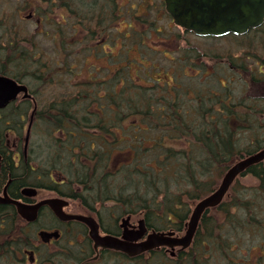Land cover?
I'll use <instances>...</instances> for the list:
<instances>
[{"label": "flooded vegetation", "instance_id": "1", "mask_svg": "<svg viewBox=\"0 0 264 264\" xmlns=\"http://www.w3.org/2000/svg\"><path fill=\"white\" fill-rule=\"evenodd\" d=\"M246 35L255 40L254 62L262 64L258 71L264 74L260 68L264 66V52L256 49L264 38V18L242 34L226 36L239 41ZM198 38L202 37L173 21L165 0H0V76L24 86L0 107V199L7 195L27 205L57 199L65 213L94 216L100 234L121 236L119 222L110 220L104 225L95 216L107 208L114 219L113 204H90L82 199L87 183L76 172L77 164L85 160L80 149L90 142L92 134L101 133H108L101 137L103 146H118L115 123H108L106 116L119 113V131H131L134 120L123 121L133 111L126 107L128 104L118 107L116 101L131 97L133 90L152 92L160 101L158 108L166 112L161 114L175 112L180 101L191 111L203 105L206 115L212 109L223 114L214 108L222 102L238 103L229 100L230 89L220 78L230 76L228 68L241 77L245 60L242 50H227L228 46L220 44L215 48L210 43L203 46L196 44ZM214 72L219 82L215 85L208 82ZM251 78L264 81L260 76ZM137 101L144 104V99ZM263 147L261 142L255 151ZM57 149L72 150L77 156L53 159ZM256 164L264 167V158ZM29 175L30 181L23 179ZM19 177L22 182L17 184ZM28 187L33 188L25 191L30 194L22 191ZM8 218L22 230L9 237L0 230V264H53V247L66 254L76 251L78 261L73 254L68 258L73 264H105V252L112 250L95 248L84 222L60 219L46 203L36 208L34 219L27 221L15 204L0 201V228L6 226ZM172 218L167 228L158 229L144 216L129 214L126 225L135 229L143 219L145 233L138 241L152 232L181 236L186 222L175 214ZM243 220V228L252 234L258 228L264 241V218L244 215ZM106 226L117 229L105 230ZM31 227L33 232L28 235L26 229ZM42 229L57 230L59 236L43 241L37 234ZM20 242L24 246L19 249L15 245ZM192 242L193 238L189 244ZM172 246L160 244L142 253L157 250L174 257L188 247ZM42 248L47 251L41 253Z\"/></svg>", "mask_w": 264, "mask_h": 264}, {"label": "trees", "instance_id": "2", "mask_svg": "<svg viewBox=\"0 0 264 264\" xmlns=\"http://www.w3.org/2000/svg\"><path fill=\"white\" fill-rule=\"evenodd\" d=\"M243 38L238 41L237 38L226 36L223 40L239 44L235 50L241 49L245 55L246 49L249 52L253 50L255 40L248 36ZM259 43L264 46V38ZM260 84L264 85V81ZM144 92L133 90L130 93L131 97L125 95L124 97H127L125 100L116 101L118 107L122 108L128 104L126 107L132 109L130 118L127 117L123 121L134 120L131 131H119L122 130L119 113L116 116L112 114L106 116L108 123H115L118 146L116 148L103 146L105 140L101 137L108 133H101L100 136L92 134L90 142L80 149L85 160L77 164L76 172L79 178L87 183L82 190L84 201L90 204L97 202L100 205L106 202L115 206L114 219L108 215L109 222L116 221V218L124 214H131L133 217L142 215L151 226L162 229L168 227L174 214L180 221H185L190 213L192 201L194 203L202 196L199 192L202 191L204 194L210 192L217 185L219 176H222L223 171L234 160L255 151L260 143L264 142V124L260 119L257 121L256 110L242 102L235 105L222 102L214 108L222 110L223 114L212 109L207 110L209 114L206 115L203 105H200L198 110L193 108L191 111L189 107L186 108L183 101H180L175 107V112L161 114L166 112L158 108L160 101L152 92ZM256 94L251 92L248 97L257 101L258 98H254ZM140 99H144L143 105L137 101ZM213 101L215 102V98ZM108 139L110 140V137ZM246 139L250 142L244 144L243 141ZM71 155L77 156L72 150L63 152L57 149L53 153V156L58 157ZM244 175L258 183L259 186H251L253 187L251 189L259 188L264 191V167L251 165L248 173ZM23 179L30 181L31 177L29 175ZM15 182L19 184L22 180L19 177ZM246 200L241 202V207L245 206V213L250 216ZM223 205L224 201H221L214 208L224 211L226 209ZM208 211L209 208L200 217L193 242L185 251L178 252L174 257L157 250L134 256L108 250L105 252L108 257L105 258V264H221L219 253L223 252L226 256L230 254L229 237L232 234L226 233L223 236V230L219 231L222 221L216 223L213 220V223H210ZM102 212L105 211H98L96 214L99 220L103 216ZM226 219L227 222L230 221V218ZM8 220L12 218H8L6 226L0 228L3 229V235L9 237L13 236V232L21 233L22 229L17 230ZM243 221V217L237 219L236 224H240V229L243 227ZM104 229L115 228L106 226ZM7 243L6 241L5 244ZM23 243L15 246L20 249L24 246ZM13 244L11 241L10 245ZM213 245L219 253L216 251L213 253ZM75 252L66 254L65 264H73V260L68 262L71 254L75 261H78ZM230 261L234 262V258H230Z\"/></svg>", "mask_w": 264, "mask_h": 264}, {"label": "water", "instance_id": "3", "mask_svg": "<svg viewBox=\"0 0 264 264\" xmlns=\"http://www.w3.org/2000/svg\"><path fill=\"white\" fill-rule=\"evenodd\" d=\"M165 5L175 23L200 35L241 33L247 27L259 24L264 15V0H165ZM3 88L4 94L1 93ZM19 89H24V86L17 85L13 80L0 76V106H3ZM262 158H264V148L240 158L230 165L216 188L195 203L187 221L185 232L180 237L169 236L171 232H152L144 240L136 242L145 233L144 223L140 219L136 229H128L126 225L128 215L122 218L120 224L123 227L121 237L110 234L100 235L97 224L92 217L65 213L57 199H46L34 205H27L5 195L0 201L15 204L20 215L27 221L34 219L36 208L46 203L53 208L54 213L60 219H77L84 222L89 227V234L94 241L95 248L98 246L113 248L131 255L159 244H169L170 246L180 244L181 247H185L194 234L202 212L206 208L218 204L234 178L245 168ZM26 190L31 191L33 188H24L22 191L25 192ZM25 193L30 194L31 192ZM38 234L43 241H48L51 237L56 238L59 235L58 231L47 230H40Z\"/></svg>", "mask_w": 264, "mask_h": 264}, {"label": "rangeland", "instance_id": "4", "mask_svg": "<svg viewBox=\"0 0 264 264\" xmlns=\"http://www.w3.org/2000/svg\"><path fill=\"white\" fill-rule=\"evenodd\" d=\"M207 43L213 44L212 46L214 48L220 44L221 46H228L227 50L236 49L235 44H233L230 41L227 42V40H223L220 42V40L217 41V40H206L204 38H198L196 41V44H200L203 46L206 45ZM254 49L255 48L253 47L251 53L248 51V49H246V51L244 52L245 55L249 54L250 56V57L248 56L247 58L245 57L244 60L245 64H244V68L242 69V72L243 73L245 72V74L242 73L240 77L233 71V69L228 68V72L230 76H225L224 78H220V82L221 81L224 82V84H226V86L230 89L231 101L235 102L237 100L238 103L241 102L243 104L247 103L250 106H252L253 109L256 110L257 112L256 113L257 121L259 122L260 119L261 123L264 124V115H260L261 113H264V100H261L262 97L264 99V85L260 84L261 82H259V80L257 79H255L254 81L247 79V77L249 78V74H248V72L250 71L249 68H253L254 70L253 74L256 76V78H258V76L264 78V74L258 71L259 65L262 64L260 62L257 63L254 62V57H253ZM256 49L261 52H264V46L261 43L256 44ZM251 54L253 59L251 58ZM260 68L261 70L264 71V66ZM231 74H232V79H231ZM208 82H213L214 85L219 83L217 80L216 72H214L212 79H208ZM251 92L257 93L256 95H258V97H254V98H258L257 101L250 100L248 94ZM35 138H36L35 135L34 136L31 135V140L35 141ZM244 142L245 143L250 142V140L246 139L245 141H243V143ZM41 150L43 151V149ZM220 177L221 176H219L218 179H220ZM254 185L259 186L258 183L253 180V178L249 176L238 177V179L233 184L232 188H230L227 196L224 199L223 207L226 210L223 211L222 209L216 207L209 209L207 213V217H209L210 223L213 220H215L216 223H220L219 221H222V223H220L221 228L219 229V231L223 230L224 232L223 236L226 233L232 234L229 237V241L231 245L229 249L230 254L228 256L224 255L223 252L221 253L217 252L215 250L216 249L215 246L213 245V253L217 252L220 254L219 259L221 264H264V253H262L264 252V241L262 239L263 236L261 230L256 228L255 233L253 232L252 234L251 230L243 227L240 229L239 226L240 224H236L237 219L240 220V218L244 217V215L247 216L245 210L241 207L242 206L241 202H243L245 199H247L246 201H247V206H249L250 211L248 212H250V216L253 219L254 218L258 219L259 217L264 218V195L261 194L262 190H260L259 188L251 189L253 188L251 186ZM199 194L203 196L206 193L204 194V192L201 191L199 192ZM184 197L186 200H188L185 194ZM193 204L194 203L192 201V205ZM97 205H99V203H97ZM102 210L105 212H102L103 216L100 218V220L102 223L108 224L109 222L108 215L112 213L108 212L107 208H103ZM120 218L121 216L116 218V221L120 222ZM226 218H230V221L227 222ZM33 229H34L33 227L29 228V230L26 229L28 235L32 234ZM219 231H214V232L216 233ZM221 245L226 246L224 244ZM48 250L50 252L51 248ZM46 251H47L46 248L41 249V253H45ZM226 252H227V248H226ZM233 253L234 255H231ZM254 255H257L256 258ZM52 256L54 257L58 256V258L54 260V264H65L66 253L65 252L60 253L59 250H57V247L52 248ZM230 258H234V262L230 261Z\"/></svg>", "mask_w": 264, "mask_h": 264}, {"label": "bare ground", "instance_id": "5", "mask_svg": "<svg viewBox=\"0 0 264 264\" xmlns=\"http://www.w3.org/2000/svg\"><path fill=\"white\" fill-rule=\"evenodd\" d=\"M51 156H53V155H51ZM48 157H49V159H50V155H49ZM53 159H54V156H53Z\"/></svg>", "mask_w": 264, "mask_h": 264}]
</instances>
